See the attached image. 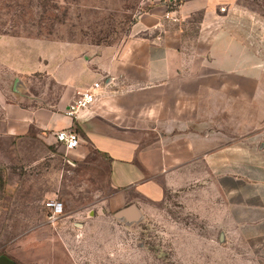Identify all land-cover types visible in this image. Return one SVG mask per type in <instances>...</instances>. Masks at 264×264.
<instances>
[{"label":"crops","instance_id":"1","mask_svg":"<svg viewBox=\"0 0 264 264\" xmlns=\"http://www.w3.org/2000/svg\"><path fill=\"white\" fill-rule=\"evenodd\" d=\"M101 1L92 7H111ZM132 1L123 0L124 14L139 5L145 12L116 42L0 30V74L28 86L16 95L36 97L0 107V169L19 176L3 187L0 256L13 264H145L142 256L152 264H264V137L252 135L254 104L264 113V23L238 0ZM198 12L203 21H235L213 29L207 73L183 71L187 58L158 31L164 18ZM38 75L46 84L32 91L25 82ZM222 78L234 87H222ZM192 80L197 116L190 121ZM95 82V102L67 115ZM239 127L250 133L238 138ZM66 128L80 136L73 150L55 137ZM169 197L193 219H142ZM50 200L64 207L53 221ZM124 209L139 219L119 217ZM143 220L169 226L168 246L146 247L124 231Z\"/></svg>","mask_w":264,"mask_h":264},{"label":"rangeland","instance_id":"2","mask_svg":"<svg viewBox=\"0 0 264 264\" xmlns=\"http://www.w3.org/2000/svg\"><path fill=\"white\" fill-rule=\"evenodd\" d=\"M0 0V8L6 9L7 15L0 16V30L1 32L7 31L13 35H29L43 38H61V39H74V40H92V41H105L116 42L121 37L130 32V27L135 24L142 13L145 12L143 6L139 5L134 13L129 12L124 14V7L122 6L123 0H110L105 1L111 4L108 9H101L100 7L94 8L93 5H100L101 0ZM128 1V0H127ZM132 1V0H131ZM132 1L129 4H134ZM244 8L250 10L255 16L261 20L260 23H264V0H238ZM12 3V6L9 5ZM7 4V6H6ZM134 4V5H135ZM221 10V9H220ZM225 10V8H224ZM222 10V11H224ZM5 12L2 11V14ZM247 17L238 16L237 23L245 22ZM201 13H196L190 17L181 18L180 20L164 18L161 26L158 28L159 32L165 36L166 42L172 46H175L178 51L182 52L184 57L187 58L186 66L183 71L191 73L212 72L213 69L208 67L209 48L211 45L212 37L214 35L213 29L215 26H220L222 23L235 22L234 18L225 20L224 18L207 19L203 22ZM6 22V23H4ZM208 24V25H207ZM213 25V26H212ZM260 49V45L256 46ZM205 62V64H204ZM7 74H0V107L6 102L20 101L22 102L33 101L36 103V97L16 95L15 90L17 87H21L23 82L16 81L15 79L6 78ZM41 75L33 77L31 80L26 81L33 90L38 91V85L46 84L43 81ZM194 84L190 87L191 95L189 96V110L188 117L191 120L196 119L197 112V97L196 93V80H192ZM205 82L213 84V80L209 76L205 78ZM222 87H234L235 81L228 79H220ZM244 84V85H243ZM241 87L246 86L243 83ZM250 86V85H249ZM248 85L246 87H249ZM255 89V83L251 85ZM239 88V85H236ZM22 93L26 94L30 90L25 85L21 87ZM42 89V88H41ZM254 104L253 113L254 119L258 120V124L253 128L252 135L256 137H264V122L262 109ZM1 112V108H0ZM222 120L228 118V113H222ZM195 124H190V129L195 130ZM221 132L228 134L230 129L221 124ZM237 137H244L249 134L248 128H238ZM232 135V130H231ZM224 146V145H223ZM256 146V145H255ZM245 142L239 141L237 144L238 151L243 150ZM243 167V166H241ZM240 167V168H241ZM239 168V167H238ZM241 171L238 170V174ZM18 174L3 175L2 169H0V231L5 221V194L4 185L6 183L15 184L18 180ZM225 176H222V180ZM244 180L238 179V185L243 186ZM11 195V192H7ZM223 201L221 202L222 212L224 213ZM162 207L155 209L154 212L142 219H193L194 215L189 214L181 205L180 200L169 197L167 201L161 203ZM147 216V215H146ZM168 225L164 223H157L149 225L146 220L142 222H136L134 226L125 227L124 231L138 239L140 237L146 242V247H158L165 248L168 244L165 240L171 234V229H168ZM167 232V235L164 234ZM132 240V239H131ZM135 240V239H134ZM136 241V240H135ZM131 241V244L136 242ZM168 242V241H167ZM163 258V257H162ZM161 258V259H162ZM142 261L146 260L145 264H152L154 258L149 261V256H142ZM126 258V264H127Z\"/></svg>","mask_w":264,"mask_h":264},{"label":"built area","instance_id":"3","mask_svg":"<svg viewBox=\"0 0 264 264\" xmlns=\"http://www.w3.org/2000/svg\"><path fill=\"white\" fill-rule=\"evenodd\" d=\"M224 10V8H222ZM100 87L99 82H95L92 87L79 91L77 96L69 104L66 114L70 116H76L80 109L90 107L96 100L93 88ZM56 140L63 145L66 149H74L78 147L80 143L79 133L73 128L61 129L55 133ZM46 206L51 209L49 219L51 221L57 219L63 213V203L57 200H50L46 203Z\"/></svg>","mask_w":264,"mask_h":264},{"label":"water","instance_id":"4","mask_svg":"<svg viewBox=\"0 0 264 264\" xmlns=\"http://www.w3.org/2000/svg\"><path fill=\"white\" fill-rule=\"evenodd\" d=\"M134 211V210H133ZM119 217H128L130 220H138L139 214L135 211L124 209L118 213ZM0 264H13L6 256H0Z\"/></svg>","mask_w":264,"mask_h":264}]
</instances>
